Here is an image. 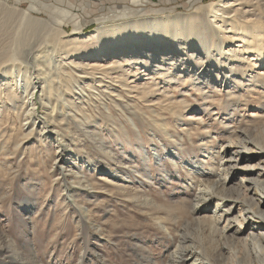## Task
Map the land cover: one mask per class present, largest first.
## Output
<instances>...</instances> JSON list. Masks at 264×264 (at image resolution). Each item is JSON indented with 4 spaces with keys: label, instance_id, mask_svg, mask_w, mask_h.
<instances>
[{
    "label": "bare ground",
    "instance_id": "6f19581e",
    "mask_svg": "<svg viewBox=\"0 0 264 264\" xmlns=\"http://www.w3.org/2000/svg\"><path fill=\"white\" fill-rule=\"evenodd\" d=\"M129 3L138 6L145 2ZM200 9L207 12L206 18L198 25L194 15L186 16L184 39L166 48L157 42L154 32L170 27L172 22L167 18L156 19L153 24L130 20L68 39L62 29L70 25L77 30L78 18L73 12L62 11L60 18L52 17L51 22L32 16L38 10L34 5L28 10L7 8L19 23L17 32L7 37L9 19L3 16L0 22V66L10 63L0 68V126L4 121L13 138L14 152L5 151L7 154L19 157L30 152L51 159L47 140L53 135L58 146L65 145L66 137L74 145L76 135L82 139L80 143L85 142L96 136L88 126H96L95 114L108 119L110 111L119 109L117 122L126 126L119 127L108 119L114 136L120 131L128 142L127 150L140 157L145 170L155 165L163 182L172 179L171 172L184 181L185 194L179 200H154L144 183L153 184L157 178L143 175L139 165L132 168L129 162L122 173L113 149L98 136V155L107 165L97 167L87 160L82 166L75 157L77 160L69 162L76 172L70 173L64 172L61 158L54 157L49 170L56 172L50 174L51 187L44 195L49 207L24 210L26 227L36 230L39 218H47L58 202L61 207L51 213L54 224L64 229L71 222L75 227L89 222L101 235L104 220L98 226L90 222L88 208L99 206L94 200L100 190L101 194L109 193L113 204L123 196L143 209L137 208L167 238L165 264H264V0H219ZM134 13L129 8L118 14L127 17ZM26 31L30 35L49 34L45 43L50 45L37 50L43 55L36 56L35 63L30 62L32 54L25 51L31 43ZM4 35L8 42L2 41ZM146 46L150 50L143 49ZM146 50L150 51L147 55ZM167 50L169 54L163 56L172 55L176 70L161 76L169 89L160 90L152 84L159 70L155 63L159 53ZM167 59L162 61L171 60ZM137 65L144 67L140 75L135 72L137 68L130 71ZM149 70L153 73L146 76ZM113 84L131 91L132 101L115 100L120 94ZM215 97L219 98L217 104ZM39 106L43 119L37 117ZM248 109L251 112L246 115ZM142 130L151 136L142 137ZM4 132L0 131V139ZM37 134L40 146L26 148ZM146 146L154 148L153 155ZM3 148L1 142L0 154ZM37 160L45 166L43 160ZM178 167H182V174ZM3 168L0 166L4 176ZM95 171L99 172L97 183L91 177ZM9 181L0 182V188ZM77 194L87 199V206L77 203ZM6 197L0 200L1 206ZM74 208L80 212L78 219ZM57 213L60 216L55 218ZM160 214L163 217L157 216ZM151 264L160 262L152 258Z\"/></svg>",
    "mask_w": 264,
    "mask_h": 264
},
{
    "label": "rangeland",
    "instance_id": "374dc122",
    "mask_svg": "<svg viewBox=\"0 0 264 264\" xmlns=\"http://www.w3.org/2000/svg\"><path fill=\"white\" fill-rule=\"evenodd\" d=\"M59 1L60 3H58ZM129 1L130 0H0V11H3L0 12V22H2L4 17L9 19L11 26L5 30V35L9 37L13 34L12 32H17V29L15 28L19 24L16 20L19 13L17 15L15 14L17 18L14 20L15 16L7 13L6 11L8 7L28 10L30 6L34 5L39 11H33L32 16L51 22L54 21L52 17L59 19L62 11L65 12L66 10H69L77 15V30H72L73 28L70 25H66L63 29H61L65 33L64 36H70L67 37L68 39H77V37H82L83 34H88L98 28H107L113 26L114 24L129 22L130 20L138 22V24H153L156 19L160 20L162 18H167L170 23L172 22L170 25L171 28L167 26L163 29L162 35V31L158 33L159 30L154 33L159 39L157 42H160L161 46L164 45V47L168 48L172 47L176 40L178 41L184 39L183 33L185 27H187V24L184 22L187 19L186 16L194 15L195 18H197L199 25V21L204 20L207 15V12L204 9L199 10V8L208 6L209 3H216L219 0H140L145 3L138 6H135L133 3H129ZM48 6H53L51 11H48ZM57 7L59 8L57 9ZM129 8L134 9L136 13L127 17H120L118 13ZM110 17H114V20H109ZM159 22L160 21H158V23ZM26 33V38H28L31 43L26 45L25 51L28 54H32L30 62L35 63L36 58L43 55L40 53L37 54L36 52L39 48L41 49V46L47 44L45 41L49 39V37H47L49 34L45 32H36L33 35H30L28 31H26ZM5 35L2 37V41L6 39L5 42H8L9 39L5 38ZM113 37L116 36L114 35ZM119 37L120 40L123 38L122 36H118V39ZM180 44L182 43L180 42ZM148 47L146 46V48L143 49L150 50ZM149 53L150 51L145 52L146 55ZM166 53L169 54V51L167 50L165 53H159L158 59H156L158 61L155 63L159 67V70L157 74L153 76L154 83L152 84L156 85L154 88H160V90H162L163 87H168L169 89L168 84L163 81L161 76L170 73L172 74L176 70V65H173V61L171 59L172 55H168L167 57L163 56V54L167 55ZM131 55L129 56L131 57ZM163 58H170L171 60L167 59L168 61H162ZM8 65H10V63L5 62L2 66H0V68ZM137 66L138 67H132L130 71H132L133 68H137L135 72L137 75H140L144 67L143 65L141 67L140 65ZM152 73L153 71L149 70L145 75L147 76ZM36 82L38 83V81ZM115 85L113 87H118L117 89L120 94L118 98L122 99H118L117 97L114 99L120 101L121 103L125 102L126 104L130 99V103L133 99V97H131V91L126 90L117 84ZM37 96L38 93L36 94V97ZM171 96L174 97L173 94ZM217 99L219 100L218 97H215V102L217 101L216 104L218 103ZM189 100L193 103L191 99ZM199 102L200 100L198 103ZM216 104L212 105V107L214 108ZM36 111L37 117L43 119L42 115L44 112L40 109V106ZM133 112L137 113L134 110ZM250 112L251 111L248 109L245 114L249 115ZM95 115V118H97L95 122L96 126L94 124H90L88 126L92 129V131H95L96 136H92L89 140L80 143L82 139L80 138L79 140V137L76 135L73 137V142L75 141L74 145L73 143H70V140L66 137L64 142L65 145L60 144L58 146L56 140L54 139V135L48 139L49 141L47 140V146L50 144L49 151L51 159H45L44 156L39 154L32 155L29 151L28 152L31 154L29 158H27L29 153L19 157H17V155H9L14 152L12 149L13 138L11 139L9 137V128L8 126H5L4 121L2 122L0 131H5V136L0 139V146L1 142L4 146L2 149L3 152L0 154V166L1 168L4 167L2 171L6 174L3 176V174L0 173V182L6 183L8 180L11 182L9 181L5 187L2 186L0 188V200L2 201L5 195H7L6 198H8V200L5 199V201L2 202V206L0 205V208L2 207L0 210V264H151L152 258L157 260L158 263L160 262V264L167 263L168 259L165 253L167 238L164 237L162 231L157 226L150 225L149 217L137 210V208L141 210L143 209L137 207L136 203L127 200V198L123 196H119V199L117 198L118 204H113L114 202H112L108 196L109 193L108 195H106V193L101 194L99 189L98 194L100 196H98L96 200H94V198L89 200L97 201L99 206H88V208L90 211V222H95L98 226L104 220L102 224L104 230L101 235L97 233V230L93 227L94 225L92 226V223L90 224L89 222L83 223L84 225H80V227H75V224L71 222L64 228L65 230L61 228L59 223L56 224L55 222L54 224L51 213H54L55 208L59 206L61 207L57 201L56 204L58 206L48 211L50 214L47 218H39L40 224L37 226L36 230L32 231L25 226L27 222L24 219V210H32L35 208L33 211H37L40 207H43L42 209H47L49 207L46 206L49 203V200H45L44 195L47 193L49 187H51L50 174L53 175L56 172L49 170L52 166V160L54 157L59 159L61 158V164H63V168L65 169L64 172L67 171L70 173L76 172L75 167L69 162L71 160H77L75 157L79 159L78 164L82 166L87 160L96 163L97 167H104L107 165L106 163H102L104 160V158H100L102 155H98V149L100 148L98 145L100 140L98 136L102 137L103 143H106L113 149V153L118 159L117 164L122 173L126 171L125 167L129 162L132 168L133 166L135 168L136 165H139V169L142 171L143 175L153 174L154 177L157 178L153 184L151 183L150 185H147V183H144L148 186V190H146L147 194H149L151 198L158 200V202H162L163 200H179L180 197L184 196L185 193L182 191L184 181L176 174V172H171L169 174L172 179L166 178V180H164L165 182H163L162 178L157 177L158 173L154 170L155 165L145 170L144 167H142L143 162H141L140 157H136V155H133L135 153L131 154L130 151L127 150V147L129 148V146H127L128 142L126 139H122L123 137L120 131L118 132L120 137H118V135L117 137L114 136V126L112 127L113 124L111 122L118 124L119 127L126 126L124 125V122H117V118H121V112L119 109H116L115 112L113 110L110 111L111 116L108 119L111 122L107 118L102 117L101 119L100 116L104 114ZM210 117L211 115L206 118V121H209ZM142 131V137L145 134L149 135L148 131ZM13 135L16 137L15 132ZM149 136H146L147 139ZM37 146H40V136L38 134L36 138L32 137L29 140L26 148L34 149V147ZM146 147L150 151V154L153 155L151 152L154 148L151 146ZM5 151H8L9 154ZM62 151L65 152L63 153ZM229 151L233 150L230 149ZM39 158L43 160L45 166L37 160ZM83 170H85V168ZM177 172L182 174V167H178ZM98 173L99 172L95 171V176H91L95 181L94 183H97L99 177ZM14 175L15 178L13 179ZM131 175L132 173L130 176ZM4 179L5 181H3ZM139 179L144 182L142 178ZM135 183L139 186L138 180ZM126 187L131 186L127 185ZM77 196L78 198L76 201L80 206L85 207L88 205L87 199L78 194ZM73 212L76 219H78L80 217V212L76 208H74ZM59 216L60 214L57 213L55 218ZM157 216L163 217V214ZM117 218L121 221L116 222ZM112 226H116V228H113Z\"/></svg>",
    "mask_w": 264,
    "mask_h": 264
}]
</instances>
